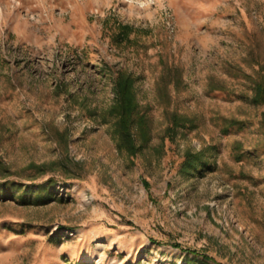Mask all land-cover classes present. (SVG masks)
<instances>
[{"label": "rangeland", "instance_id": "374dc122", "mask_svg": "<svg viewBox=\"0 0 264 264\" xmlns=\"http://www.w3.org/2000/svg\"><path fill=\"white\" fill-rule=\"evenodd\" d=\"M120 71L135 158L104 121ZM260 76L264 0H0V264H264Z\"/></svg>", "mask_w": 264, "mask_h": 264}, {"label": "trees", "instance_id": "16d2710c", "mask_svg": "<svg viewBox=\"0 0 264 264\" xmlns=\"http://www.w3.org/2000/svg\"><path fill=\"white\" fill-rule=\"evenodd\" d=\"M134 31L132 26L127 24H118L117 31L112 34V40L119 43H131L130 35ZM136 78L128 72H117L114 78L113 90L115 93V101L107 111V117L104 121L112 122L113 135L117 146L126 154L135 158L141 148L149 143L151 139L149 120L145 113L139 109L135 91ZM251 103L254 105L264 106V76L254 79L252 86ZM174 124L182 126L186 122V118L178 115L174 116ZM264 127V112L261 120ZM207 149L198 152L188 151L185 154L182 171L186 173L200 171L208 165L206 157ZM34 169L44 172L42 165L32 166ZM8 171L7 168L5 170ZM50 180V179H49ZM1 194L6 195L7 189L0 190ZM180 247L179 244H173ZM197 253L196 250H191ZM207 258L208 256L205 255Z\"/></svg>", "mask_w": 264, "mask_h": 264}]
</instances>
